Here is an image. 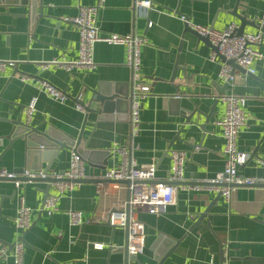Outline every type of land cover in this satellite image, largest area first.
Instances as JSON below:
<instances>
[{
	"label": "crops",
	"instance_id": "crops-1",
	"mask_svg": "<svg viewBox=\"0 0 264 264\" xmlns=\"http://www.w3.org/2000/svg\"><path fill=\"white\" fill-rule=\"evenodd\" d=\"M99 1L42 0L31 21L29 6H9L0 0V61L13 63L0 72V170L26 168L22 141L11 145L9 139L19 121L33 130L53 128L72 139L81 135V147L95 152L90 162L84 160V182L59 197L58 210L51 216L41 211L49 184L31 181L23 185L25 203L32 210V226L21 237L23 263L125 264L123 253L116 251L125 245V230L111 227L103 217L115 204L127 200L129 191L126 184L104 182L103 176L122 162L113 151L127 149L137 165L154 164L156 181L162 182L169 176L171 151H184L188 183L187 188L178 189L175 204L165 212L137 213L145 226V249L127 264H156L152 247L161 235L178 243L164 264H264V184L235 188L229 203L221 197L216 200L217 194L211 191L191 189L224 168V140L216 122L225 110L222 97L231 93L246 99V126L240 130L236 146L250 158L239 175L264 177V61L253 63L254 75L234 71L235 83L230 86L218 76L221 61L209 60L211 48L184 34L181 20L185 17L192 25L215 31L230 24L238 28L239 21L229 14L238 0H150L151 11L135 7L136 1L146 0H103L96 18L101 36L145 39L140 49V74L150 93L142 101L140 131L133 138L129 136L130 110L97 120L94 114L76 111L73 101L80 94L81 102L88 105V88L97 89L100 84L117 86L122 93L131 91L132 75L125 65L123 47L96 43L93 69L42 70L40 66L77 58L79 36L70 20L80 7L95 6ZM237 11L248 21L255 19L259 29L264 25V0H239ZM258 28L246 26L244 34L262 33V43L253 49L264 55V31ZM22 77L26 80L21 81ZM38 80L66 92L69 100L62 105L53 102L38 91ZM172 96L177 97V104L167 101ZM32 97H37V104L28 122L24 111ZM194 107L210 115L206 133L184 123L180 110ZM194 119L201 125L205 122L201 116ZM69 157L70 150H62L48 172L65 171ZM104 157L106 166L100 168ZM45 166L42 162L41 169ZM98 183L104 184L100 193ZM16 193L11 181H0V243L8 245L9 251L19 238L13 225ZM53 194L56 191L51 187L49 195ZM214 200L208 215L192 228ZM68 211L80 212L82 224L69 226ZM0 264H13L10 253Z\"/></svg>",
	"mask_w": 264,
	"mask_h": 264
},
{
	"label": "built area",
	"instance_id": "built-area-1",
	"mask_svg": "<svg viewBox=\"0 0 264 264\" xmlns=\"http://www.w3.org/2000/svg\"><path fill=\"white\" fill-rule=\"evenodd\" d=\"M103 7V0H100L95 6L80 7L78 15L70 21L75 25L78 36V56L75 60H53L50 63L41 64V69L45 70L49 67H58L65 71L74 69H93V47L96 43H105L110 46H121L125 51V65L131 70L132 90L130 104V138L135 137L139 133L140 127V110L142 101L150 93V87L144 85L140 69L141 57L140 49L145 44V39L136 35H108L101 36L97 27V13ZM135 7L139 10L151 11L153 3L150 0L136 1ZM181 20L185 23L184 17ZM68 21V19H65ZM188 26L195 30L201 36H207L212 46L217 48V53L212 51L209 56L211 62L220 61L218 55L225 60H233L236 65L245 70L248 75H254L255 70L253 63L255 61H264V55L253 46L260 45L263 41L262 33L236 35L237 27L234 24L228 25L222 31H215L208 27L195 26L187 22ZM151 26V25H150ZM13 63L0 61V72L6 66H12ZM228 85L233 86L235 83V75L231 66L222 63L218 73ZM24 77L21 81H25ZM38 91L47 98L58 104H64L69 100V96L64 91H60L44 80L37 81ZM74 109L80 113H85L84 106L81 102V95H77L74 99ZM222 103L225 110L222 118L216 122L220 127L224 140L222 156L224 158V168L213 178L205 180L202 184H194L191 189L195 191H211L219 194L224 202L229 203L232 192L237 187L264 184V177H240L239 169L245 165L250 156L246 153L238 151L236 141L240 130L246 126V118L244 116V107L246 99L235 94H228L222 97ZM37 104V97H32L29 101L24 113L26 120L29 122ZM113 153H117L122 157V162L113 168L107 169L104 173V180L113 181H129L127 189L129 197L123 202L115 204L108 210L103 217V221L113 228L127 229V252L129 256L142 255L145 249V226L143 222L137 219L138 212H146L158 215L166 211L176 202L177 191L179 188L185 189L188 186L176 185L185 183L184 166L187 156L184 151H171L169 158L171 167L166 182L156 181L155 165L144 164L137 165L128 154L127 149H115ZM261 163V161L259 160ZM0 177L13 180L16 193V215L13 219V225L19 234L17 241L10 247L0 243V260L5 261L8 253L13 259V264H24L23 253L24 243L21 240L22 235L27 232L31 224L32 210L26 205L22 192L23 185L34 179L52 178L55 182L51 184L56 194L49 195L43 203L41 211L47 216H51L57 212V202L59 197L65 192H71L76 186L80 185V181L85 176V161L76 151H70L69 166L60 173L44 172L42 169L32 171L23 169L22 173L8 172L4 169L0 170ZM25 179V180H22ZM97 189H103L104 184H96ZM68 223L71 227H77L82 224V215L78 211L66 212ZM100 247L95 245V248ZM221 264H228L227 261Z\"/></svg>",
	"mask_w": 264,
	"mask_h": 264
},
{
	"label": "water",
	"instance_id": "water-1",
	"mask_svg": "<svg viewBox=\"0 0 264 264\" xmlns=\"http://www.w3.org/2000/svg\"><path fill=\"white\" fill-rule=\"evenodd\" d=\"M2 1L9 6H20V5L29 6L30 11H31V21H34V14H35L36 6L38 4H42V0H2ZM238 4H239V0L237 1L232 12H230L229 14L239 21V26L236 29V35L241 36L244 34V28L246 26H253L256 29L258 27L255 24V19L253 21H248L246 16H241L238 14V11H237ZM176 14L178 13L176 12ZM184 19H185L184 34L188 33V34L193 35L195 38H197L198 41L203 42L205 45L211 48L212 51L217 53V48L211 45L208 37L201 36L195 30L191 29L187 24L188 20L185 17ZM259 30L263 32L264 25ZM218 58L222 63H225L231 66L233 72L238 71L242 74L248 75L245 72V70H243L238 65H236L233 60L227 61L225 60L224 57L220 55H218ZM131 87H132V83H131ZM88 91L90 94L88 105H84L83 103L82 104L84 106L86 115H88L89 113L94 114L97 116V120H105V119L113 117V115L121 114L122 112H125V110L126 111L130 110V104H131V91L130 90L122 93L117 86L100 84L97 89L88 88ZM174 98H177V97L172 96L170 99H167V101H169L170 103L177 104L178 99H174ZM92 105H94V107H92ZM180 114L184 120L185 125L194 126L200 129L202 133L207 132L205 127L209 122L210 115H205L201 113L195 107L192 110L181 109ZM196 116L204 117L205 122L202 125L198 124L196 121H194L195 120L194 118ZM9 139H11V143H10L11 145L13 142L22 141L23 149H24V156H25V161H26L25 166L26 168H30V170L32 171L40 170L41 163L43 162L46 164L43 171L47 173L50 170L52 163L58 157V155L60 154L62 150L76 151L87 162H90V156L91 155L93 156L95 154L94 151H88L87 149H84L83 147H81V142H82L81 135H79L76 139H72L62 133L55 131L53 128H46L44 131L43 130L42 131L33 130L27 124H22L21 121H19L18 125H15V127L12 129V132L9 135ZM109 156L111 157L110 153H106V157H109ZM106 157H104L102 167L100 168H105L106 166L105 158ZM22 171L23 169H19V171H15V173L16 172L22 173ZM22 180H25V179H22ZM0 181L13 182V180H10L5 177H0ZM35 181H43L49 184V187L46 189V191H44V196L46 199L49 196V190L51 188V184L55 182V179L47 177L43 180L41 179L32 180V182H35ZM80 182H84V180ZM104 182L126 184L127 186L129 185V181L104 180ZM183 184H188V183H178L176 185H183ZM195 184H202V183H195ZM251 186H257V185H251ZM261 186H264V185H261ZM219 198H220V195L217 194L216 200ZM214 203H215V200L197 218L192 228H196L201 223L202 219L205 218L210 212V208ZM124 230H125V236H126L125 245L122 248H118L116 251L118 253H123L125 264H127L129 260L136 261V257L128 255V252H127L128 233H127L126 228ZM177 244L173 243V241L169 237L165 238L162 235L158 237L152 247L153 252H154L153 260L155 261V263L164 264L165 260L169 257V255H171L174 252L175 248L177 247ZM220 252H222V248ZM222 261H224L223 258H222Z\"/></svg>",
	"mask_w": 264,
	"mask_h": 264
}]
</instances>
